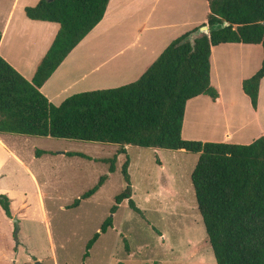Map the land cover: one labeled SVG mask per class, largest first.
<instances>
[{"label": "trees", "instance_id": "obj_1", "mask_svg": "<svg viewBox=\"0 0 264 264\" xmlns=\"http://www.w3.org/2000/svg\"><path fill=\"white\" fill-rule=\"evenodd\" d=\"M109 0H38L25 6L27 18L54 22L58 30L30 80L0 56V133L74 139L117 144L115 154L96 159L108 163V172L67 208L92 196L115 170L118 154L124 188L114 196L110 213L132 199L125 145L184 150L198 154L190 181L196 206L216 264H264V135L248 144L188 140L181 137L185 103L204 94L218 96L210 84V49L220 43L260 44V67L241 82V89L256 107L259 82L264 77V0H206L211 27L191 42L192 30L173 39L138 79L117 87L74 93L58 105L39 88L83 37L102 19ZM35 150L37 156L52 154ZM67 156L91 157L77 152ZM0 208L11 218L10 199L0 194ZM112 227L106 217L85 244L83 257L99 235ZM128 250L127 244H125ZM116 264H124L117 262ZM149 264V263H144ZM156 264V263H152Z\"/></svg>", "mask_w": 264, "mask_h": 264}, {"label": "rangeland", "instance_id": "obj_2", "mask_svg": "<svg viewBox=\"0 0 264 264\" xmlns=\"http://www.w3.org/2000/svg\"><path fill=\"white\" fill-rule=\"evenodd\" d=\"M11 1L0 0V13ZM18 48L22 51V45ZM89 49L103 56L104 43L94 41ZM17 136L10 145L50 197L44 215L35 193L29 194L27 207L22 191H33L30 181L12 158L3 159L0 175L8 177L0 181V194L10 198L13 215L8 218L0 208V264H216L190 181L198 154L127 145L132 199L142 215L126 200L110 213L114 196L124 188L125 154L117 155L114 172L92 196L77 207L66 206L108 172V163L96 159L113 156L117 144ZM37 149L53 153L37 156ZM63 151L91 159L61 155ZM108 216L112 227L99 235L84 258L86 242ZM12 218L17 220L16 239Z\"/></svg>", "mask_w": 264, "mask_h": 264}, {"label": "crops", "instance_id": "obj_3", "mask_svg": "<svg viewBox=\"0 0 264 264\" xmlns=\"http://www.w3.org/2000/svg\"><path fill=\"white\" fill-rule=\"evenodd\" d=\"M34 2L12 0L0 13V56L27 80L32 78L59 27L54 22L27 18L23 9L35 5ZM208 13L206 0H109L102 19L66 55L39 90L48 101L58 105L77 92L135 81L173 39L205 24ZM99 40L104 43L103 56L89 49ZM262 59L260 44L228 42L212 46L209 76L218 96L213 100L200 94L186 101L181 137L248 144L264 135V77L259 82L255 108L241 89L242 80L260 67ZM18 137L0 133V168L3 159L14 160L26 173L33 190L22 191L23 203L28 207L29 194L35 193L44 215L45 200L50 194L42 190L34 171L10 145ZM5 176L2 173L0 181L7 179ZM10 211L13 215L11 207Z\"/></svg>", "mask_w": 264, "mask_h": 264}, {"label": "water", "instance_id": "obj_4", "mask_svg": "<svg viewBox=\"0 0 264 264\" xmlns=\"http://www.w3.org/2000/svg\"><path fill=\"white\" fill-rule=\"evenodd\" d=\"M228 25H229V22H227V21H222L221 23H215L211 27H209L207 24H202V25L198 26L196 28V30L192 31L188 35V39L192 42L194 38H196L202 34H208L210 28L217 29V28H222V27L228 26ZM12 222L15 224V228H14L13 233H14V236L16 239V235H17V231H18L16 218H12Z\"/></svg>", "mask_w": 264, "mask_h": 264}]
</instances>
